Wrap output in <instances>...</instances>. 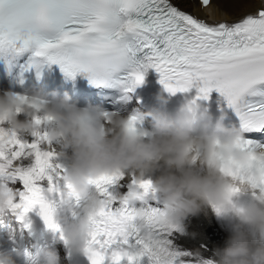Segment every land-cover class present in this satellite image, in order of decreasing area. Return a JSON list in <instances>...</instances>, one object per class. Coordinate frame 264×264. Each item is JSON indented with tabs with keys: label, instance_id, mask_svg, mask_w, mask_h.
Returning a JSON list of instances; mask_svg holds the SVG:
<instances>
[{
	"label": "snow or ice",
	"instance_id": "obj_1",
	"mask_svg": "<svg viewBox=\"0 0 264 264\" xmlns=\"http://www.w3.org/2000/svg\"><path fill=\"white\" fill-rule=\"evenodd\" d=\"M200 2L208 6L210 0ZM26 51L59 65L70 77L86 75L93 84L125 93L140 86L147 70L153 69L168 93H184L195 85L197 99L207 100L215 90L242 131L264 129V7L234 23L209 24L170 0H0V52ZM40 145L38 140L21 142L0 129V179H19L22 184L20 203L12 201L9 209L19 210L22 217L38 206L45 225L59 232L55 207L46 202L38 182L47 180L48 192L56 191L52 174L60 166H53L54 153L41 150ZM241 148L254 150V142L242 139ZM29 153L34 157L31 166L13 170V160ZM121 178L101 177L93 182L103 204L88 236L90 264H105L110 246L118 239V247L127 245L129 238L149 264H177L182 253L176 250L173 233L183 234L180 226H155L152 239L144 241L131 226L132 209L113 210L108 186ZM136 187L144 197L153 193L151 181ZM231 191L236 193L238 188ZM148 210L150 215L160 211ZM122 261L126 260L113 256L111 264Z\"/></svg>",
	"mask_w": 264,
	"mask_h": 264
},
{
	"label": "clouds",
	"instance_id": "obj_2",
	"mask_svg": "<svg viewBox=\"0 0 264 264\" xmlns=\"http://www.w3.org/2000/svg\"><path fill=\"white\" fill-rule=\"evenodd\" d=\"M154 99V107L147 111L121 115L98 105L78 106L67 93L3 90L0 129L8 136L33 137L65 163L61 179L68 187L59 206L72 219L59 224V233L70 253L90 257L88 236L103 204L100 194L90 190L93 182L127 176L134 185L151 181L163 206L155 215L144 207L132 208L131 226L141 240H151L155 226L181 227L190 217L207 216L211 208L230 225V235L223 247L213 250L211 264H264V151L242 150V132L225 125L223 112L213 120L195 99L169 112L164 96ZM141 120H147V128L140 126ZM18 167L13 165V170ZM237 193L250 199L237 206L233 204ZM18 195L0 185V212L9 209ZM111 199L121 207L147 204L135 190ZM113 256L132 264L142 251L127 244L112 250L110 264ZM0 264L17 261L0 253ZM25 264H60V258L55 249L46 248L26 255Z\"/></svg>",
	"mask_w": 264,
	"mask_h": 264
},
{
	"label": "bare ground",
	"instance_id": "obj_3",
	"mask_svg": "<svg viewBox=\"0 0 264 264\" xmlns=\"http://www.w3.org/2000/svg\"><path fill=\"white\" fill-rule=\"evenodd\" d=\"M173 5L195 15L197 18L217 22L225 20L227 22L235 21L243 15L253 13L262 6V0H210L206 7H201L196 0H171ZM6 127V125L2 126ZM47 129V126H44ZM21 142L32 143L33 137H17ZM41 150H45L40 145ZM28 160V159H27ZM20 164L25 160H18ZM184 234L175 235L176 244L186 248L192 254L205 255L212 257L215 248L223 247L225 241L230 235L228 229L220 228L208 209V214H201L196 217H190L183 222ZM194 233L195 235H189Z\"/></svg>",
	"mask_w": 264,
	"mask_h": 264
}]
</instances>
